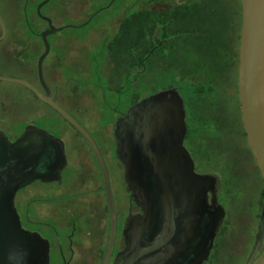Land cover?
Segmentation results:
<instances>
[{
  "label": "water",
  "instance_id": "1",
  "mask_svg": "<svg viewBox=\"0 0 264 264\" xmlns=\"http://www.w3.org/2000/svg\"><path fill=\"white\" fill-rule=\"evenodd\" d=\"M48 27L40 32L44 50L37 60L42 90L27 80L0 75V80L29 89L66 120L88 143L101 173L109 216L108 240L101 264H108L117 218L104 157L90 132L54 98L43 77L48 36L61 27L41 13ZM241 29L237 84L240 113L250 151L264 182V0H240ZM7 33L0 14V41ZM132 123L116 129V155L124 171L130 200L141 213L123 229L125 247L112 264H202L210 256L224 209L215 197L216 177L198 173L183 145L185 109L175 87L136 101ZM126 114V116H127ZM67 163L63 141L27 124L14 141L0 129V264H49L47 240L22 227L15 207L17 190L34 180L60 181ZM213 193L211 204L207 192ZM243 264H264V202L251 250Z\"/></svg>",
  "mask_w": 264,
  "mask_h": 264
},
{
  "label": "rangeland",
  "instance_id": "2",
  "mask_svg": "<svg viewBox=\"0 0 264 264\" xmlns=\"http://www.w3.org/2000/svg\"><path fill=\"white\" fill-rule=\"evenodd\" d=\"M24 1L0 0V14L7 29L5 38L0 41V75L21 78L38 87L36 61L44 47L39 38L32 34L29 35L31 38L23 41L22 31L24 28H21V25L24 27L25 21L21 14ZM28 1L26 16L29 24L26 25L25 30L28 32V28L31 26L37 34L46 28V23L35 14V6L40 0ZM108 1L49 0L44 5L41 13L48 11L52 16L50 18L53 25L61 27V29L48 36L50 49L43 61V77L46 83L56 82L61 87L65 81L67 82L69 91L66 93L58 91L59 104L86 129L94 132L92 134L96 138L109 171L116 218H119L123 215V209L127 202L123 169L116 161L113 147L108 144L106 148V145L109 141L112 142L110 125L116 116L115 111L124 110L133 100L128 93L122 94L117 90L115 79L110 76L112 65L106 51V44L117 33L120 23L128 14L146 8V0H115L111 5H107ZM223 2L229 7L228 13L232 16L233 25L236 24L235 36H239L240 0H224ZM214 5L215 9L222 11L223 5L220 1L212 4L213 7ZM101 6L105 7L99 9ZM94 10L99 12L83 25L87 16ZM215 18L216 14L213 16L214 20ZM233 45L234 59L232 73H230L232 78L220 85L223 92L222 99H225L227 105L226 112H221L217 107L212 108L215 114L222 113L221 124L223 129L219 130V123L213 122L214 119L211 117H214V114L209 116L210 113L203 114L207 115L205 118L199 117V121L201 120L199 123L202 125H194L196 132L201 128L202 131L199 134L204 144L206 137L210 142L217 140L214 138L215 136L221 137L220 142L217 141V145L221 147L220 150H212L214 152H211V155L207 153L201 157L196 155L197 169L217 177L219 200L227 213L221 223L220 232L226 228L230 232L226 237H223V248H216L215 259L220 261L219 264H243L245 262L254 242L260 210L264 202L262 195L264 182L250 153L241 120L237 84L238 60L236 57L239 37L237 41L236 38L234 39ZM25 50H29L30 61L27 59ZM167 84L166 80L158 81L151 84L152 87L149 89H162ZM146 90L141 92V96L147 94ZM103 95L108 105L104 103ZM216 100L222 103L220 91L211 98V101ZM201 113L203 112L201 111ZM44 117L51 118L54 122L62 121L61 133L63 135L60 138L64 143L69 165H73V159L77 157L76 161L83 163L84 167L90 173L92 172L93 177L96 173L99 174V169L92 160L83 139L63 121L58 113L40 101L24 86L0 80V125L3 129L15 132L21 130L24 127L22 125L26 123L43 126V123L45 124ZM49 130L57 132L51 128ZM75 145L81 149L78 148L77 151L74 148ZM234 173L235 175L240 174L239 177H235L236 181L233 180ZM242 175L244 179H242ZM34 185L32 182L25 189L29 195L33 193V190L34 194L37 195L38 189L35 190ZM79 186L75 182L67 184L60 192L56 184H51L47 190L58 196L79 190L81 188ZM90 187L93 185L88 181L83 190H88ZM104 199L101 196V201H105ZM81 200L85 204L92 205L97 199L95 195L86 194Z\"/></svg>",
  "mask_w": 264,
  "mask_h": 264
},
{
  "label": "flooded vegetation",
  "instance_id": "3",
  "mask_svg": "<svg viewBox=\"0 0 264 264\" xmlns=\"http://www.w3.org/2000/svg\"><path fill=\"white\" fill-rule=\"evenodd\" d=\"M114 1L115 0H109L107 5L108 4L111 5ZM223 1L224 0H221V2ZM213 2H216V0H146L145 9L148 10L150 13L158 12L162 14L161 16L162 24L161 23L159 24L160 27H158L157 31L154 34L156 37L158 36V34H161L160 41L163 43H169L171 37L170 35H163V29L164 28L169 29L170 26L168 25L170 24V22H175L178 24V25L177 24L173 25V26L178 27L177 30L179 29L182 30L186 26L190 30V32L193 31L194 35L197 34L198 30L199 31L203 30L204 32L207 31L208 28L211 27L212 24H214V20L212 16L214 12L216 11L214 9L215 7L212 6ZM198 4H204L203 10H202L204 12L203 14H205L204 17L201 16L200 19L196 18L193 20H183L181 18L185 15V10H184L185 6L187 5L197 6ZM26 6H27V2L25 3V7H24V16L26 14V8H27ZM36 7H35V12H36ZM43 7L44 6H42V8ZM103 7L105 6H101L99 7V9ZM223 8L226 10L225 12H227V15L230 19V24H229V31L226 36L228 40V44L226 46L227 49L226 51H223V50L222 51L225 54L228 53L229 56L232 57V54L234 53V45H233L234 39L236 38V41H237L239 37V44H240V30H239V36L238 35L235 36L236 24L233 25L232 16L229 15L228 13L229 7L228 6L222 7V10ZM240 9H241V4H240ZM98 10L92 11L87 16L86 20L83 22V25H85V23L89 19H92L93 17H95L96 14L99 12ZM191 10L193 11V9ZM43 14L48 17L51 16V14L48 11L47 13H43ZM193 14L195 13H192V15ZM47 27H48V24H46V28ZM239 27L241 29V24L238 25V29ZM169 32L170 31L167 30L166 34ZM172 46H176V45L172 44L170 48ZM189 53L191 52L189 51L188 54ZM238 53H239V48H238V52L236 55L237 60H238ZM178 56L179 57L181 56L179 52H178ZM237 69H238V61H237ZM225 70H227V68H225ZM229 72L231 71L229 70ZM36 73H37V61H36ZM47 85L51 93L53 94L54 98L57 101H59L58 91H60V93H66L69 91L66 81L62 87L60 84H57L56 82L52 84L48 82ZM172 87H175L178 90L179 94L181 95L183 99V103H184V109H185L184 121L186 125V132L183 138V145L188 150V152L190 153L194 161L195 171L198 173H202V174H210V173L200 172L197 169L196 155L201 157L205 153L207 154L211 153L212 150L210 149L220 150L221 147H219L217 144L213 145L207 137H206V142L204 144L203 139L201 138V135L199 134L202 131L201 128L199 129L197 128L198 131L196 132L194 129V125L200 124L199 123L200 121H198L199 119L197 117H204V118L207 117L206 115H201L200 111H202L203 113L212 112L213 109H211L210 107L208 108V106H211L210 103H212V101L211 99H209V104H203L202 108H200V106L196 105L195 103L194 104L189 103L188 98L186 99L185 93L182 92L178 88L177 85H174ZM38 88L42 90V86L40 85V82H39ZM224 100L225 99H222V103L220 102L219 104H214L223 113L226 112V107H227L226 102ZM105 101L106 99L104 97V103L108 105V103H106ZM135 102L136 101H133L124 110L115 111L116 116L113 119V123L110 125L111 126L110 136L112 137V142L109 141L106 145V148L108 144L113 147V152L115 154L116 161L118 162L120 166H122L123 171H124V167L115 153L116 148L120 142V140H118V138L116 137V129L121 130V128H124L125 126H128L129 124L132 123V120H133L132 112L130 111L128 114L127 112L129 108H131V106ZM221 112H218L217 114L214 113V117H213L214 119L213 122L219 123V130L223 129L222 124H221V115H222ZM216 119L219 120V122H217ZM63 121H65L69 126H71L66 120L63 119ZM44 122L45 124L43 123V126H39L35 123H26L24 124V127L21 130H16L15 132H10L7 129H3L1 125H0V129L6 134V136L9 138L10 141H14L18 136H20L27 124H33L37 127L43 128L50 134L56 137H59V138L63 135L61 133L62 132L61 122L62 121L54 122L53 120H51V118L44 117ZM50 128L57 131L56 132L57 134L55 132L50 131L49 130ZM71 128L73 127L71 126ZM73 130L85 142L90 152V155L92 157V160L94 161L95 165L98 168V165L90 150L88 143L74 128ZM110 130H109V133H110ZM88 131L90 132V134L95 140L96 138L94 137V134H92L94 132L91 130H88ZM214 138L215 139L219 138L218 140L220 141V137L215 136ZM209 143L211 146H209ZM75 146L74 148L77 151H78V148L81 149L79 146H76V147ZM76 160H77V157L73 159L74 164L70 166L69 161L67 159V163L61 172L60 181L44 182L38 179L34 180L33 183L35 184L34 186L36 187L35 190L38 189L36 191L37 195L34 194V190L31 195H29L27 191H25V189L30 184L17 190L15 194L14 203H15L16 210L19 214L22 227L26 230L37 232L38 234H40L42 238H44L48 242L49 264H101L103 260L105 248L107 245L108 231H109V216H108V211H107V214H106L107 222L105 223L104 221V202L106 205V198H105V193L103 189V183L101 179L100 170L98 172L99 174L96 173L94 176L95 178H94L92 176V172L90 173L89 170L84 167L83 163L78 162ZM88 172L90 173V175ZM239 175L237 174L233 176V180L236 181L235 177H239ZM243 175H242V179H244ZM88 181L92 183L93 187H90L88 190H83L84 185ZM74 182L76 185L81 186V188L79 186L80 188L79 190L77 189L76 191L69 192V193H63L58 196L57 195L55 196L51 191L47 190V188H49L48 187L49 185L56 184L58 186L57 187L58 191L61 192V189L64 188L65 185L72 184ZM95 182L96 184H94ZM241 182H243V180ZM236 186L240 187L241 185H236ZM125 191L127 192L126 193L127 202L123 209V215L119 216V218L117 217V229H116V237L114 241V248H113L108 264H112L114 262L115 255L119 251H122L125 247V238L123 235V229L128 226V223L130 222L133 216L141 213L140 207L137 206L133 200H130L129 191L126 185H125ZM86 194L95 195L97 200L94 201L92 205L85 204L81 199ZM101 196L105 198L104 199L105 201H101ZM215 197L218 203L223 207V204L220 202L218 192H217V177H216V186H215ZM212 198H213V193L211 191H208L207 192L208 204H211ZM223 209H224V216L218 225V228H217L214 240H213V245H212L210 256L202 264H209L211 259H215V256L214 258H212L214 249L219 248V247L220 249L223 248L224 246L223 237H226V235H228V232H230L228 228L220 232L221 223L223 219L225 218V216L227 215L224 207ZM106 210H107V206H106ZM261 210H262V206H261ZM261 210H260V214H261ZM218 244H221V246H218ZM218 257L221 260V257L219 255ZM214 263L218 264L220 263V261L216 259Z\"/></svg>",
  "mask_w": 264,
  "mask_h": 264
},
{
  "label": "trees",
  "instance_id": "4",
  "mask_svg": "<svg viewBox=\"0 0 264 264\" xmlns=\"http://www.w3.org/2000/svg\"><path fill=\"white\" fill-rule=\"evenodd\" d=\"M217 1L221 2V0ZM26 2L27 8L24 16ZM216 2H213V4H216ZM221 3L223 7L227 6L225 2ZM28 5V0H25L22 5L21 17L25 21V26L23 27L21 25V28H24L22 31L24 35L23 41L31 38L29 35L32 34L37 36L43 45L40 36L41 31L36 34L31 26V28H28V32L25 30L26 25L29 24L26 16L28 13ZM203 7L204 4H198L197 6L187 5L184 8L185 15L181 18L183 20L200 19L201 16L204 17L205 15L202 11ZM215 11L213 14V16L216 14L215 20L213 19L214 24L205 32L198 30L195 35L186 26L182 30H177L178 27L173 26L177 23L170 22L168 25L170 26L169 29H163V35H170L171 37L169 43L160 41L161 34H158L157 37L154 34L158 27H160L159 24H162L161 13H150L148 10L142 9L128 14L120 23L117 33L106 44V51L112 64L110 67V76L115 79L117 90L122 94L128 93L130 98L132 97L131 100L137 101L145 95L150 94V92L160 90L157 88L149 89L152 87L151 84L166 80L168 84L162 89L177 85L185 93L188 102L191 104L195 103L200 108H202L203 104H209V99L217 95L219 91L222 100L223 92L220 85L222 82L231 80L232 78L230 73H232L234 53L231 57L228 53L225 54L223 52L226 51L228 44L226 36L229 31L230 19L227 12H225L226 10L224 8L221 12L217 9ZM192 13L195 14L192 15ZM36 16L41 18L37 14ZM43 21L46 23L45 20ZM167 30L170 32L166 34ZM172 44L176 46L170 48ZM28 51L25 50L24 52L27 55L28 61H30L31 55ZM189 51L191 53L188 54ZM178 52L181 55L180 57L178 56ZM144 89H147V94L141 96V92ZM219 103L218 100L212 101L210 103L211 106H208V108L210 107L212 109L216 107L214 104ZM200 114L203 115L205 113H201L200 111ZM213 114L214 112L212 111L209 116H213ZM197 118L199 119V117ZM211 118L213 119V117ZM218 139L211 141V143L216 145L217 141H219ZM209 146H211L210 143ZM262 195L264 197V188ZM213 252L212 258L216 255V249ZM215 260L211 259L209 264H215Z\"/></svg>",
  "mask_w": 264,
  "mask_h": 264
},
{
  "label": "crops",
  "instance_id": "5",
  "mask_svg": "<svg viewBox=\"0 0 264 264\" xmlns=\"http://www.w3.org/2000/svg\"><path fill=\"white\" fill-rule=\"evenodd\" d=\"M104 221H105V223L107 222V210H106V205L104 204Z\"/></svg>",
  "mask_w": 264,
  "mask_h": 264
}]
</instances>
